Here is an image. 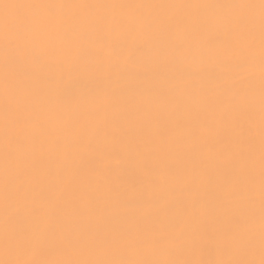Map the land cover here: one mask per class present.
Here are the masks:
<instances>
[{"label": "bare ground", "instance_id": "bare-ground-1", "mask_svg": "<svg viewBox=\"0 0 264 264\" xmlns=\"http://www.w3.org/2000/svg\"><path fill=\"white\" fill-rule=\"evenodd\" d=\"M16 261H264L262 0H0Z\"/></svg>", "mask_w": 264, "mask_h": 264}, {"label": "snow or ice", "instance_id": "snow-or-ice-1", "mask_svg": "<svg viewBox=\"0 0 264 264\" xmlns=\"http://www.w3.org/2000/svg\"><path fill=\"white\" fill-rule=\"evenodd\" d=\"M262 5H264V0H262ZM26 241L23 239H20L17 241V245L20 247H23L26 245ZM10 264H26V262L22 261H16V262H10ZM33 264H48V262H33ZM172 264H176V262H172ZM184 264H188V262H184ZM199 264H250V262L247 261H237V262H216V261H201ZM261 264H264V261L261 262Z\"/></svg>", "mask_w": 264, "mask_h": 264}]
</instances>
